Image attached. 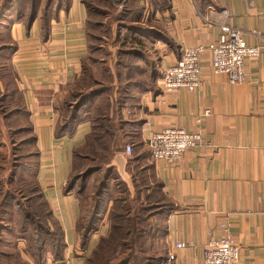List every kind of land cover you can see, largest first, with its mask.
Masks as SVG:
<instances>
[{"label": "crops", "instance_id": "0c3cea01", "mask_svg": "<svg viewBox=\"0 0 264 264\" xmlns=\"http://www.w3.org/2000/svg\"><path fill=\"white\" fill-rule=\"evenodd\" d=\"M86 1L59 0L46 10L39 5L30 18L26 13L29 5H22L21 12L12 5L0 16V35L8 37L0 41V95L5 96L11 120L30 129L37 153L35 178L65 242L62 256L47 258L43 264H84L98 238L109 230L107 207L82 249L76 231L80 202L74 190H64L73 151L83 147L91 121L79 119L63 132L57 131L65 98L79 91L75 83L83 76L90 55ZM133 2L128 0L126 5L128 16L136 10L130 7ZM263 2L135 0L141 8L142 32L133 35L143 39V46L158 51L160 69L176 62L182 49L215 41L221 24L241 29L246 43L261 48L256 59L245 61L242 82L230 83L225 74L214 72L210 53L204 51L199 86L164 91L156 74L157 62L146 56L149 69H144L145 78L152 81L121 90L115 87L109 95L112 104L118 98L110 113L117 123L116 134L126 141L114 150L110 163L117 178L131 188L134 163L147 150V164L140 168L158 181L159 191L173 204L160 238L164 254L159 260L172 252V264H202L203 245L223 235L228 227L240 247L238 264H264ZM117 23L110 28L114 45ZM171 125L198 132L200 141L173 163L152 159L148 135ZM126 145H130V153ZM177 241L186 246L176 248Z\"/></svg>", "mask_w": 264, "mask_h": 264}, {"label": "trees", "instance_id": "16d2710c", "mask_svg": "<svg viewBox=\"0 0 264 264\" xmlns=\"http://www.w3.org/2000/svg\"><path fill=\"white\" fill-rule=\"evenodd\" d=\"M58 1L0 0V16L12 5L16 6V10L19 7V12L23 8L22 5H29L26 13L30 18L39 5L46 10ZM93 1H86L89 18L87 21L89 51L91 39L95 37L92 30L101 29L104 26L102 21L93 22L91 16L110 17L114 14L113 22H119L117 23V35L120 29H125L132 34L131 41L139 45L125 47L129 48L128 51L120 45L116 51L118 55L132 54L135 58L145 60L146 53L142 50L143 39L133 35L134 32H142V26L139 24L142 16L141 8H137L132 15L128 16L125 13L128 0H100L103 3L99 4H94ZM115 1L122 3V6L116 5ZM132 21L135 24L128 23ZM110 28L108 27L107 30L110 31ZM41 30L44 34L47 33L45 27H42ZM153 33L155 36L157 35V31L154 30ZM1 36L0 41L8 39L6 34V38H1ZM134 66H140V74L145 73V67L140 63L135 62ZM83 69V76L75 83V88L79 91L71 92L65 98L57 126V131L60 133L79 119L87 118L92 123L91 132L86 136L83 147L73 151L72 170L64 187L66 192L74 190L76 195H80L85 190L89 176L94 174L95 197H93L89 215L85 216L81 222L79 219L76 225L82 249L88 243L89 234L98 226L101 212L106 203L104 202L105 195L110 191V181L111 188L116 194L111 195L112 203L108 209V233L98 238L84 264H157L164 254L163 242L160 238L166 230L165 219L173 208V204L165 194L159 191L158 181L149 178V175L140 168L143 163L144 166L147 164L145 150L142 159L140 158L138 162L134 163L131 188L120 178H117L114 168L110 164L114 150L120 149L126 141L120 140L116 134L117 123L113 121V114L110 113L118 98L112 104L109 95L115 87L121 90L142 82L131 81V79L137 78V72L130 69L125 71L123 83L120 81L116 86L111 85L109 88L101 85L102 87L96 90L91 84H84L85 82L81 84L86 78V61ZM121 72L117 71L118 77ZM99 95H102L103 98L98 97ZM95 97L97 98L95 99ZM4 99L5 96L0 95V149L9 154L3 156L0 154V159L4 161L5 158H8V163L10 160L14 163L6 177L2 178L0 175V234L2 233L1 227L4 226L2 223L12 224L14 220L15 224L10 225L12 228L9 230L10 232H7L12 234L15 239L27 238L29 241L25 247L26 252L34 258L35 264H43L47 258L55 260L62 256L65 248L63 232L35 178L37 153L33 148V138L29 134L30 129L27 125L20 127L11 120L12 112L8 110ZM64 112H66L65 115H63ZM17 159L21 161L17 162ZM87 159L97 160L99 164L77 170V162ZM123 193H125L124 197ZM12 211L16 217L7 215ZM1 255L9 256L8 253L0 249ZM23 261L18 253L17 258L5 260L8 262L7 264H23ZM24 262L31 264L26 260Z\"/></svg>", "mask_w": 264, "mask_h": 264}, {"label": "built area", "instance_id": "2783aa9c", "mask_svg": "<svg viewBox=\"0 0 264 264\" xmlns=\"http://www.w3.org/2000/svg\"><path fill=\"white\" fill-rule=\"evenodd\" d=\"M204 51L210 53V65L214 72L225 74L230 83H237L246 78L245 61L256 59L261 48L259 45L246 43L241 29L228 23L221 24L215 41L182 49L176 62L162 69L161 89L175 91L179 88L193 90L198 87L200 55ZM207 113L208 109L204 111V114ZM199 141L198 132H189L184 127L176 125L153 131L146 140L152 159L167 163L175 162L185 149L195 146ZM130 150V145H126V152L130 153ZM174 246L182 248L186 244L177 241ZM239 257L240 247L228 227H225L223 235L210 238L202 247V264H238ZM174 260V253L170 252L159 260L158 264H172Z\"/></svg>", "mask_w": 264, "mask_h": 264}, {"label": "rangeland", "instance_id": "374dc122", "mask_svg": "<svg viewBox=\"0 0 264 264\" xmlns=\"http://www.w3.org/2000/svg\"><path fill=\"white\" fill-rule=\"evenodd\" d=\"M94 4H99V3H103L100 2V0H94L93 1ZM119 7L122 6L118 5ZM130 7H133L134 9H137V4L135 3V0L133 3H130ZM107 7L105 6V9ZM113 16L114 14H112V16L110 17H105V16H91V20L93 22H99L102 21L104 22V26L101 29H93L92 33L95 34V37H93L91 39V49L89 51V57L86 60V78L83 80V82L81 84H91V86L93 87V89H99L102 86H106L107 88H109L111 85L114 87L116 86V84H119L120 81L125 80V71L132 69L133 71L137 72V78L131 79V81H139V82H145V81H152V79H147L145 78V73L144 74H140V66H134L133 64L136 63H140V65H142L143 67H145L144 69H149L147 62L141 58H135V56H133L132 54H121L120 56L118 55L117 48L121 45L123 46L124 50H127L129 48H125V47H136L139 46L137 45L134 41H131V37L132 34L129 33L127 30L125 29H120L119 30V34L116 36L117 37V43L116 45H114L112 43V39L114 37V31H108L107 28L112 27L115 22H113ZM100 27V26H99ZM93 34V35H94ZM4 37L6 38L5 34L1 36V38ZM141 47V46H140ZM142 50H144V52L146 53V56L150 59L151 61L154 60V62H157V66H155L156 68V74L160 75L161 77V71L162 69H160L158 67V59H156V57H159V53L158 51L155 50V48L153 46H149V45H145L142 47ZM158 60V61H157ZM134 68V69H133ZM117 71H122L120 76L118 77L117 75ZM153 73H155V70H153ZM146 82V83H148ZM141 83V84H142ZM102 85V86H101ZM90 88V87H89ZM85 90V89H84ZM87 90V89H86ZM66 112L63 113V115H65ZM147 151V150H146ZM0 154L1 156H3L4 154H9L7 152H5V150H1L0 149ZM21 160L17 159V162H20ZM14 163V162H13ZM11 162V160L8 163V158L3 161L0 159V175L2 178L6 177L9 173V169H11V166L13 164ZM96 164H99V162L97 160H83V161H78L76 164L77 170L81 169V168H86L87 166H94ZM82 169V170H83ZM93 175L91 174V176H89L88 181L86 182V186H85V190L83 191V193H81L80 195L78 194V199L80 202V209H81V214H80V222L83 221V218L86 216H88L89 211L91 209V205L93 203V197H95L94 195V185L96 183V180H93ZM109 188L110 191L107 192V195H105L104 198V202L105 203V207L103 208L106 209L108 207V209L111 206L112 203V196L111 195H116L115 192L112 190L111 188V181L109 183ZM76 189V188H75ZM117 192V191H116ZM120 193V192H119ZM117 195H121V194H117ZM123 197L125 196V193L122 194ZM119 203V202H117ZM108 209L107 211H105V216L108 219ZM103 213V212H102ZM9 217H16V215H14L13 211L10 212L9 214H7ZM7 216V218H9ZM154 219V218H153ZM15 221H12V224H6V223H2L1 227V234H0V240L2 241L0 243V249L1 251H4L6 253L9 254L8 255H1L0 256V263L1 264H7L8 262H5V260L8 259H14V257L17 258V253L20 255L22 260H26L29 263L33 264L34 263V258L31 257L30 254H28L25 250V247L27 246V238H23V239H15V237L12 234H9L7 231H9L12 226L10 225H14ZM51 226V225H50ZM10 232V231H9ZM17 233V232H16ZM107 235V234H106ZM5 241V243H4ZM16 251V252H14ZM23 261V264H25L26 262ZM35 264V263H34ZM158 264V262H157Z\"/></svg>", "mask_w": 264, "mask_h": 264}]
</instances>
